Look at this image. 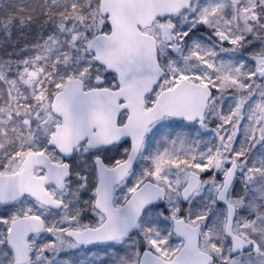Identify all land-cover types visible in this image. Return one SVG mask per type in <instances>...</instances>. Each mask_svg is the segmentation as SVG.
Listing matches in <instances>:
<instances>
[{"label":"snow or ice","instance_id":"obj_1","mask_svg":"<svg viewBox=\"0 0 264 264\" xmlns=\"http://www.w3.org/2000/svg\"><path fill=\"white\" fill-rule=\"evenodd\" d=\"M0 264H264V0H0Z\"/></svg>","mask_w":264,"mask_h":264}]
</instances>
